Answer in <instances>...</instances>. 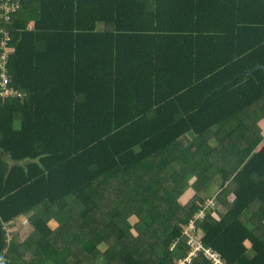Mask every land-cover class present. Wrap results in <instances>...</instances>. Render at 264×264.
I'll return each mask as SVG.
<instances>
[{"label": "trees", "instance_id": "obj_1", "mask_svg": "<svg viewBox=\"0 0 264 264\" xmlns=\"http://www.w3.org/2000/svg\"><path fill=\"white\" fill-rule=\"evenodd\" d=\"M20 1L8 28L12 52L6 67L11 85L25 97L0 99V257L6 252L7 264H176L187 253L186 242L178 241L184 225L206 203L204 199V205L193 204L186 213L171 205L173 187L187 172L183 167L167 170L171 158L180 161L171 148L191 131L204 136L200 115L216 99L223 102L221 107H234L224 96L229 92L225 85L237 80L242 118L236 141L245 146L241 159L252 156L241 169L223 173L225 179L236 175L231 183H221L222 191L235 195L229 204L224 201L226 214L217 212V218L208 214L198 229L204 245L229 264H264V228L249 227L255 205L264 209V169L255 170L256 160L264 158V146L251 152L261 138L257 127L261 119H243L262 99L264 87L257 85L261 94L250 99L247 92L241 97L239 90L246 91L251 80L260 84L255 78L263 71L243 75L264 63L248 64L254 55H246L241 60L246 69L226 78L219 62L222 43L210 38L209 58L217 60L209 80L226 82L212 91L207 106L200 102L185 110L188 94L183 92L189 87L162 84L160 95L158 82L177 78L174 60L184 69H200L208 59L196 49L202 44L198 22L203 17L198 14L203 1L195 7L187 38L173 34L180 26L170 18L181 1L169 7L159 0ZM189 1L192 7L195 1L184 3ZM98 23H104L103 32L97 31ZM150 34L152 41H145ZM109 38L114 50L111 90L128 102L129 110L133 104L135 118H109ZM121 38L127 39L129 60L133 52L151 50L162 61V70L143 72L140 78H136L140 72L131 68L122 73ZM176 38L191 40L192 53L179 50ZM230 59L226 67L232 69L237 63ZM206 74L199 73L196 81L204 75L206 79ZM122 77L129 80L126 86ZM144 80L151 85H143ZM222 90L226 93H218ZM144 99L153 102L146 109L130 102ZM169 115L172 118L165 120ZM229 120L221 117L208 127H223ZM248 127L257 129L254 138ZM229 138L218 140L223 144ZM160 202L168 203L164 210ZM64 210L68 213L62 214ZM30 212L32 235L20 244L9 238L7 228ZM192 264L211 263L199 257Z\"/></svg>", "mask_w": 264, "mask_h": 264}, {"label": "crops", "instance_id": "obj_2", "mask_svg": "<svg viewBox=\"0 0 264 264\" xmlns=\"http://www.w3.org/2000/svg\"><path fill=\"white\" fill-rule=\"evenodd\" d=\"M149 4L151 0H146ZM182 2L180 7H177L174 11V14L170 11V18H173V22H177L180 26V30L178 32H174L179 37L183 35L186 38L189 36V32L192 28V24H194V20L196 17L195 7L199 4L200 1H203L204 4L201 6L202 11L199 12V16L203 18L198 22V27L203 31L201 34L202 44H196V49L198 52L204 56L208 57V59H204L200 64L199 68H183L180 62L174 60L172 62V69L177 74L176 79H170L165 82L162 80L158 82L160 86L158 92L162 93V84L175 88L181 85L188 86L187 90L183 92L184 94H188L185 97L184 101V109L189 110V108L195 109V106L200 102L203 104L208 103L207 101L212 96V91H216L217 86L221 84V82H226L224 79H217V81H210V71L214 70V59L210 61V49L212 48V41L210 38L215 37V40H220L222 45V53L220 54L219 62L221 65V71L225 72V77L228 78L231 73L239 72V70L246 69L243 64H241V60L244 56L254 55L252 59L248 61V64H251L256 61H261L264 63V0H192L195 1V4L191 7V1L188 3H184L187 0H159V4L164 5L165 7H169L171 4ZM193 9V10H192ZM188 25L189 27H186ZM104 23L97 24V31L103 32ZM208 29L209 33H206L204 30ZM194 33V32H193ZM129 35V33H127ZM200 36V35H199ZM182 38H176L175 43L179 45V50H183L186 55L192 53V43L191 40ZM143 39L145 41L151 42V34L145 36ZM121 48L122 49V59L123 62L121 65V72L127 74L128 69L131 68L140 73L136 74V78H140L143 75V72H152L153 70H162V61L160 58L156 60V57H153L151 54V50H147L144 52H133L131 55L132 59L129 60V46L127 39L122 40L121 38ZM112 41L109 38V118H112L113 115L115 118H135L133 116V104L130 107L128 102L123 99L121 96L114 95L112 93V79H111V70L114 65V50L112 48ZM251 45V46H250ZM250 46V47H249ZM155 52V49H153ZM159 49H157L158 51ZM233 57V60L237 63L234 68H228L232 59L229 60L230 57ZM188 66V65H187ZM258 70L264 72V66L256 67L251 73H246L243 77H251V75ZM203 71L208 72L202 77L201 80L196 81L195 77L199 75V73H203ZM260 82V84L254 83V81H250L246 87V91L242 93L241 89V97L246 95V92L249 94L248 99L252 96L261 94V89L264 87V74H259L257 78H255ZM129 80L127 77H122V85L126 86ZM226 83L225 89H228V94L225 90H222L218 93H226L225 98L228 99L231 104L234 106H226L221 107L220 105L223 103L219 99H216V103L212 104L211 107H208L202 111L200 117L203 118V121L200 125L201 130L204 134L201 137H198L200 134L191 131L186 135V138L183 142L179 143L174 148H171V153H173L176 157L179 158L180 161L175 162L172 159V163L168 165L167 170L169 172L174 171L173 167H183L186 168V176L181 177L177 180L176 185L173 187V195L171 199L176 200V194H181L179 197L181 199L191 198L194 194L195 190L203 191L201 199L208 198L207 195H204V192L210 191L211 187L207 188V185L210 183L218 184V188L221 190V183L224 181L226 184L232 182V178H227L223 173H228L234 170V168L239 167L241 169L246 163L251 159V154L248 157L241 159L240 152L245 147L240 142L236 140L239 139L240 127L239 120L242 118V114L239 112V93L237 89L239 86L234 87V83ZM207 82V84H206ZM196 83V85H195ZM143 85H151V81L147 80L143 82ZM257 85L259 88H257ZM191 89H196L194 92H191ZM220 89V88H219ZM224 89V88H222ZM237 92V93H236ZM262 99L255 104H253L247 110V114L249 116H245L243 119L247 120H259L257 123V127L259 129L260 140L259 144L252 149L251 152H258L262 146H264V114L260 116V113H264V92L261 94ZM137 102L138 104H142L141 109H146L148 104L153 103L151 100L144 99L142 101H130ZM207 106V104H206ZM236 110V114L232 116V112ZM263 111V112H261ZM204 112V113H203ZM129 114V116H128ZM199 115V114H198ZM229 118L230 120L226 125L221 127L220 125H214L212 127H208V124L212 122V120H218L220 118ZM172 115H169L165 120L171 119ZM180 119V116H178ZM200 120V119H199ZM232 120V122H231ZM255 123V122H253ZM209 128V129H208ZM257 129L255 127H248L247 133L255 137ZM199 134V135H198ZM220 136H232V138L224 142L220 143L218 137ZM171 155V154H170ZM0 153V157H1ZM156 161V158H154ZM24 162H20L17 164H23ZM10 168L13 163L10 161ZM258 171H262L264 169V158L258 159L255 162ZM253 164V165H255ZM213 166L212 168H209ZM240 171V170H239ZM237 171V174L238 172ZM190 177V178H189ZM196 183V184H195ZM195 186V187H194ZM198 188V189H197ZM222 191V190H221ZM217 194V193H216ZM214 200H218L222 206L220 209H217L219 214L225 215L228 211L229 202L234 201L235 195L233 192H229L227 195L221 193V197L217 196ZM229 196L231 198H229ZM178 197V198H179ZM216 200V201H217ZM224 201L227 204H224ZM258 204L255 205L256 215L252 216V224L249 225L250 228H264V209H258ZM73 209L74 208H69ZM68 210V209H67ZM71 210H68V212ZM66 210L61 211L62 214L68 213ZM217 212L215 213V217L217 218ZM32 212L29 215H21L17 217L14 221L10 223L7 228V233L9 234V238L16 240L18 243L22 244L28 237H30V217ZM27 224V226H25ZM20 229V230H19ZM32 230V229H31Z\"/></svg>", "mask_w": 264, "mask_h": 264}, {"label": "built area", "instance_id": "obj_3", "mask_svg": "<svg viewBox=\"0 0 264 264\" xmlns=\"http://www.w3.org/2000/svg\"><path fill=\"white\" fill-rule=\"evenodd\" d=\"M20 8V0H0V99L2 100L21 99L25 97L23 92L11 85L10 75L6 67L8 56L12 52L10 45L11 37L8 28L12 22V14L16 13ZM204 219L202 218L196 221V229H198V222ZM196 229L188 234L187 251L189 249V253H186V256L179 259L176 264H192L199 257L204 258L211 264H229L213 248L206 247L204 243L196 240ZM5 253L0 257V264H7L8 262V259L5 258ZM193 257L196 258L191 263Z\"/></svg>", "mask_w": 264, "mask_h": 264}, {"label": "rangeland", "instance_id": "obj_4", "mask_svg": "<svg viewBox=\"0 0 264 264\" xmlns=\"http://www.w3.org/2000/svg\"><path fill=\"white\" fill-rule=\"evenodd\" d=\"M190 178V177H189ZM211 187V189H210V191H208V192H204L203 194L204 195H207L208 196V198H204L205 199V206L204 207H198L199 208V210H196L195 212H194V215H193V217H191L190 219H189V222H188V225H184V228H183V230H182V232H181V237L180 238H178L179 240L178 241H185L186 242V246L188 247V234H190V232L192 231V230H194V229H196V221L198 220V219H202V218H206L207 217V215L208 214H212L213 216H215L216 214V212H217V209H220V207L222 206L220 203H218V201L220 200V199H216V200H214V194H216L215 195V197L216 196H222L221 195V193L222 194H224V195H227L228 193L224 190V191H221L219 188H218V184H215V183H209L208 185H207V188L208 187ZM195 187V186H194ZM198 189V188H197ZM202 192L203 191H199V190H195V188H194V194H193V196L191 197V198H184V199H181L179 196L181 195V194H176L175 196H176V200H173V199H171L170 200V203H171V205H173V206H175V207H178V208H180V210L182 211V212H187V208L188 207H190V206H192L193 204H195V205H197V206H201V205H204V203H203V201H202V199H201V197H202ZM157 195V194H156ZM156 195H155V197H156ZM155 197H154V199H155ZM164 197H166L165 195H164ZM179 197V198H178ZM229 198H231L230 196H229ZM195 199V200H194ZM167 204L168 203H165V202H160L159 203V207H160V209L161 210H164L165 209V207H167ZM194 206V205H193ZM184 213V214H185ZM184 214H183V216H184ZM201 221H203V220H201ZM201 221H199L198 222V225H199V223L201 222ZM198 225H197V227H198ZM25 226H27V224H25ZM20 230V229H19ZM196 240L198 241V242H202L203 243V241H202V238H201V233H200V229H196ZM175 247V246H174ZM173 247V248H174ZM189 253V249H188V251H187V254ZM196 257H193L192 259H191V263L194 261V259H195ZM186 264H190V263H186Z\"/></svg>", "mask_w": 264, "mask_h": 264}]
</instances>
